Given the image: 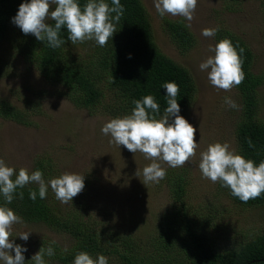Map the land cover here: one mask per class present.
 I'll return each instance as SVG.
<instances>
[{
	"label": "trees",
	"instance_id": "obj_1",
	"mask_svg": "<svg viewBox=\"0 0 264 264\" xmlns=\"http://www.w3.org/2000/svg\"><path fill=\"white\" fill-rule=\"evenodd\" d=\"M27 1L0 0V46L4 41L8 42L11 56H20L34 68L50 89H54L58 98L91 115L108 102V108L113 111L112 117L122 118L131 114L135 107L133 100L152 95L160 106L156 116L159 119L167 107L166 90L162 86L174 82L180 89L177 96L179 115L193 103L196 94L193 77L185 67L160 52L153 40L149 16L141 0H120L124 14L116 24L117 32L106 47L98 46L94 40L72 44L67 40V30L62 29L60 35L66 43L56 49L49 47L47 41H37L31 34L10 35L11 20L19 5ZM242 1L225 0V7L231 12L238 11ZM258 1L264 5V0ZM78 2L83 7L87 0ZM105 2L112 6L111 0ZM49 23L54 26V21ZM162 27L181 52L194 47L196 40L182 20L163 18ZM213 38L215 45L222 39H229L238 52L240 48L244 49L245 80L235 87L241 104L234 126L236 154L258 165L264 161V117L260 113L264 74L254 73L252 51L231 30L219 27ZM73 46L82 49V53H71ZM111 76L115 81L113 83H109ZM49 93L41 91L34 103L24 101L26 110H18L8 101L1 100L0 118L11 119L24 126L35 125L34 114L36 111L40 113L35 106ZM54 166L52 158L37 157L32 172L40 170L46 181ZM166 171V178L161 182L166 186L172 203L170 208L154 218L153 230L147 232L148 237L144 242L134 239L117 225V216L108 217L109 213L102 212L105 215L97 217L92 213L87 200L93 194L86 190L76 196L71 204L64 206L55 200L50 188L46 199H40L37 194V199L32 201L29 192L38 193V185L33 183L17 189V196L11 204H6L0 194V206L12 209L25 223L42 224L67 240L66 247L60 243L52 245L55 255L45 256L46 264H73L76 254L81 251L89 253L93 259L104 255L108 258V264H264V221L254 231H238L230 238L227 237L228 233L224 235L218 230L221 228L218 225L219 220L221 223V211L224 216L228 211L223 200L242 210L253 209L264 205V194L244 203L219 183L212 197H206L192 206L188 173L173 168ZM20 191L24 194L22 200L18 197ZM211 226L216 227L211 230ZM51 242L47 239L42 247L47 248ZM65 248L67 251H64ZM25 264H30L29 259L25 258Z\"/></svg>",
	"mask_w": 264,
	"mask_h": 264
},
{
	"label": "rangeland",
	"instance_id": "obj_2",
	"mask_svg": "<svg viewBox=\"0 0 264 264\" xmlns=\"http://www.w3.org/2000/svg\"><path fill=\"white\" fill-rule=\"evenodd\" d=\"M141 1L149 16L156 46L165 56L185 67L196 85L193 103L180 116L197 130L195 139L199 148L189 163L184 167L175 168L188 173L192 194L190 203L196 206L206 197H212L219 185L202 178L199 169L200 152L206 150L210 144L226 142L236 153L234 126L241 107L235 88L229 92L217 90L207 78L210 70L199 69L200 63L214 55L208 50L209 46H215L214 38L203 37L201 32L205 28L219 27L231 30L252 51L255 58L254 73L264 74V5L258 0H244L240 3L238 11L231 12L226 9L225 0H198L194 19L190 22L191 26H188L196 40L195 45L191 50L181 52L171 36L164 31L162 20H182L186 25L189 22L182 17L166 15L161 18L154 8L153 0ZM54 9L55 5H52L50 11ZM10 35L17 37L24 34L11 23ZM9 50V43L4 41L0 46V101L6 100L18 110H26L24 101L34 103L35 97L43 90L50 93L42 97V101L37 105L33 104L40 111L34 114L35 125L24 126L11 119L0 118V158L5 160L7 166L14 167L17 174L20 168H27L31 173L37 157L52 158L55 163L54 171L46 182L64 173L84 175L85 184L88 186H85L83 191L93 194V197L87 200L90 211L97 217H103L105 214L102 212L109 213L108 217L117 216V225L123 227L134 239L146 241L147 232L153 230L154 218L170 208L172 203L167 188L161 181L143 184L142 169L151 161L146 160L139 152L133 154L122 145L118 147L110 143L111 137L101 133L103 125L113 119V111L108 108V102L103 103L94 115L86 110L76 109L67 100L58 98L54 89H50L34 68L20 56L12 57ZM82 51L76 46L71 48V53L79 54ZM225 97L235 101L238 109L230 108L225 103ZM260 99V113L261 117H264V86ZM174 119L175 117H171L169 122ZM161 166L170 169L162 162ZM50 191L52 192L51 188ZM74 200L75 197L72 202ZM223 204L227 206L228 211H225V216L221 211V223L219 220L218 224L221 228L218 230L224 235L228 233V238L234 237V233L238 231H254L264 221V205L242 210L231 206L227 200H223ZM215 227L211 226V230ZM22 232H29L27 241L19 238ZM62 236L42 224L23 221L13 226L10 239L14 244L27 248L23 255L31 264L32 256L47 239L66 247L68 242ZM10 254L14 256V253ZM0 264L3 262L0 261Z\"/></svg>",
	"mask_w": 264,
	"mask_h": 264
},
{
	"label": "clouds",
	"instance_id": "obj_3",
	"mask_svg": "<svg viewBox=\"0 0 264 264\" xmlns=\"http://www.w3.org/2000/svg\"><path fill=\"white\" fill-rule=\"evenodd\" d=\"M111 4L110 7L105 0H87L81 7L78 0H30L19 5L11 22L24 35L31 34L37 41H47L53 49L66 43L60 35L62 29L67 30V40L72 44L94 40L98 46L106 47L117 32L116 24L124 14L120 0H111ZM153 4L161 18L166 15L182 17L189 22L187 26L190 27L198 0H153ZM52 5H55V9L50 11ZM48 21H54V26ZM217 32V28H205L201 35L211 38ZM208 50L214 55L200 63L199 69L210 70L207 78L213 87L229 92L243 83V48L238 52L231 40L222 39L214 47L209 46ZM113 82L111 76L109 83ZM162 87L166 90L167 107L159 119L156 118L160 112L159 104L154 96L146 95L141 100H133L135 107L130 115L113 118L101 128L103 135L111 137L110 143L118 147L122 145L133 154L139 152L151 161L142 169L144 185L159 183L166 178L167 171L161 162L173 169L184 167L196 156L199 148L195 139L197 130L179 115V85L167 82ZM225 103L232 109L239 107L229 97H225ZM171 117L175 119L170 123ZM248 143L251 147L250 140ZM199 169L202 178L220 183L241 202L247 203L264 194V161L257 165L253 160L236 154L226 142L210 144L200 152ZM33 183L38 185V193L29 192L32 201L37 199V194L40 199H46L50 187L55 198L65 205L71 203L85 187L84 175L64 173L46 182L40 170L29 173L27 168H20L17 174L14 167L7 166L5 160L0 158V194L6 204H11L16 198L17 189ZM18 197L21 200L24 198L22 191ZM21 223L22 218L12 209L0 206V261L3 264H25L23 253L27 248L14 244L10 239L13 226ZM19 238L27 241L29 232L20 233ZM55 243L52 241L47 248L41 247L31 261L34 264H46L44 257L55 255L52 247ZM10 253H14V256ZM73 264H108V258L98 255L93 259L89 253L81 251L76 254Z\"/></svg>",
	"mask_w": 264,
	"mask_h": 264
}]
</instances>
